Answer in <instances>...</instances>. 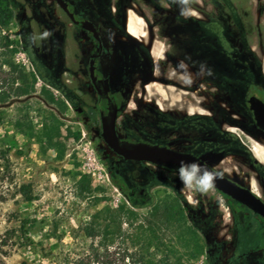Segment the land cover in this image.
<instances>
[{"label": "flooded vegetation", "instance_id": "flooded-vegetation-1", "mask_svg": "<svg viewBox=\"0 0 264 264\" xmlns=\"http://www.w3.org/2000/svg\"><path fill=\"white\" fill-rule=\"evenodd\" d=\"M53 1L56 8L51 12L40 10L48 22L40 27L32 16L36 9L29 15L12 0L15 14L20 13L15 18L22 48L47 89L57 91L75 110L82 104L80 91L93 96L95 115L89 122L100 136L102 115L116 109L115 130L121 141L189 156L264 204V160L254 153L264 155V129L250 103L255 97L264 104V36L248 33L243 6L233 0H198L192 6L197 15L185 19L173 0H64L68 11ZM45 30L50 37L30 41V36ZM74 57L81 79L69 80L66 74L72 72ZM181 61L187 72L177 67ZM155 83L186 92L184 103H160L155 95L147 99L148 87ZM190 105L196 110L190 111ZM101 140L115 157L101 156L109 179H119L137 205H149L153 186H173L180 210L202 236L205 264H260L264 258L260 214L217 187L205 194L186 189L179 168L125 159ZM131 165L142 166L147 180L133 182L121 171ZM237 228L246 245L258 241L255 261H249L247 247L236 246Z\"/></svg>", "mask_w": 264, "mask_h": 264}, {"label": "rangeland", "instance_id": "rangeland-1", "mask_svg": "<svg viewBox=\"0 0 264 264\" xmlns=\"http://www.w3.org/2000/svg\"><path fill=\"white\" fill-rule=\"evenodd\" d=\"M16 2L29 15L32 14L31 9L37 10L32 16L40 27H44V22L48 23L44 16H40L41 12L44 14V10L47 13L56 8L53 0ZM233 3L245 8L248 33L264 36V0H233ZM233 9L231 13L237 19V9ZM259 12L261 17H258ZM19 16L20 13L16 18ZM16 18L2 31V35L13 41L10 50L15 52L8 50V59L29 68ZM65 19L61 16V20ZM78 62L76 57L72 58V72L66 74L67 79H81L76 71ZM8 71V66L0 70V87L4 91L9 84ZM171 76L177 77L174 73ZM177 79L185 83L190 81ZM46 87L38 79L32 95L12 98L8 103L0 104V235L6 231L14 232L12 244L4 248L8 251L5 263L75 264L91 255L94 247L99 251L97 256L91 255L90 264H140L137 260L142 247L153 253L160 244L152 240L151 229L161 238L162 244L176 251L168 264H205L202 236L180 210L173 186H153L149 205L133 208L111 183L101 156L107 155V160L115 157L105 150L97 128L89 122V118L95 115L93 96L80 91L82 104L80 110H75L55 90H52L54 102L48 103L41 92ZM148 89L147 99L155 95L160 103L165 101L176 106L184 103L187 95L157 83L149 85ZM63 103L66 108L62 107ZM132 107L133 104L130 110ZM189 107L190 111L196 110L194 105ZM18 121L23 123L22 130L16 126ZM50 126L54 127L55 133L53 141L48 144L44 130ZM234 131L244 137L240 130ZM250 143L261 149L253 141ZM254 153L263 155L259 150H254ZM89 157L97 161L92 167L88 166ZM121 171L130 180L134 179L133 182L147 180L142 166L121 167ZM83 175L88 178L84 182ZM87 180L90 190L81 192ZM24 184L31 185V201L19 192V187ZM122 207L132 210L133 214L122 212L118 225L104 220L110 214L121 212ZM95 214L100 215L102 229L107 228L110 234L105 235L103 231L102 237L92 239L84 229ZM165 219L168 221L164 222ZM234 237L239 249H249V261H255L258 241L246 245L240 228L235 230ZM258 263L264 264V258Z\"/></svg>", "mask_w": 264, "mask_h": 264}, {"label": "trees", "instance_id": "trees-1", "mask_svg": "<svg viewBox=\"0 0 264 264\" xmlns=\"http://www.w3.org/2000/svg\"><path fill=\"white\" fill-rule=\"evenodd\" d=\"M15 10L13 8L12 0H0V54L4 57L0 59V70H2L3 66H8L9 71L7 72V75H10L9 84L7 87V90H1L0 87V104H6L10 102L12 98H20L24 96H30L35 92V85L37 83L38 77L35 73V71L30 66L29 68L17 64L15 61L8 59V50H10V46L13 44V41H10L8 38H6L4 35H2V31L6 28H8L11 24V22L15 19ZM9 52H15L14 49L10 50ZM43 97L46 99L48 103L54 102V97L52 94L51 89H42ZM63 108H66V105L63 103ZM16 126L19 130H22L23 123H20L19 121L16 123ZM30 128V127H29ZM54 127L50 126V129L47 127L45 128V134L44 138L48 144H50L54 136ZM82 182L84 180L88 179L86 175L82 176ZM110 180L112 184L120 190V192L126 197V199L129 202V205L133 208H140L141 206H148V205H137L133 202V200L130 197V194L128 190L124 187V185L120 182L119 179L115 178L114 176H110ZM86 186L81 189V192L90 190L89 180H87ZM81 183V182H80ZM19 192L24 196V198L27 201L32 200L31 196V185L24 184L19 187ZM121 212L118 211V213H113L109 215V218L105 217V221L112 222L113 224H117L118 219L121 217V213L128 212L130 214H133L132 210H124V207L120 209ZM100 215L95 214L92 216V220L88 225L85 227L84 231L85 234L92 238L96 239L99 237H102V232L104 231L105 235L110 234L107 231V228L102 229V225L100 223ZM103 220V221H104ZM168 221V219H165L164 222ZM114 233V232H111ZM150 233L152 236V240L156 242V244L160 243L159 246L156 247V251L153 253H150V250L145 248L141 249L140 252H138V262L140 264H168L169 259L171 257H174L176 255V251L174 249L166 247L164 244H162V240L159 236L155 235V231H152L150 229ZM14 232L6 231L2 235H0V264H6L4 261V258L8 256V251L5 250V247H9L12 243ZM157 244V245H158ZM151 246V245H150ZM164 246V247H163ZM98 248L92 249V256L98 255ZM159 254V255H158ZM91 255H87L84 259H80L75 264H90V258ZM159 256V258H158ZM85 260H89V262H85ZM180 261V259H178Z\"/></svg>", "mask_w": 264, "mask_h": 264}, {"label": "water", "instance_id": "water-1", "mask_svg": "<svg viewBox=\"0 0 264 264\" xmlns=\"http://www.w3.org/2000/svg\"><path fill=\"white\" fill-rule=\"evenodd\" d=\"M57 2L65 11H68V5L64 2V0H57ZM250 103L251 110L257 119V124L262 129H264V104L255 97H252L250 99ZM116 116V109H110L107 115H102L101 137H103L104 141L108 144L110 148H112L117 154L123 156L125 159L149 161L154 164L175 169L179 168L182 162L185 164H191L193 162L198 163L192 158H189V156L169 152L165 149H161L155 146H149L146 144H132L125 141H121L117 136L115 130ZM215 187L224 191L233 198L243 202L264 218V204L260 202L255 196H253L250 192L236 187L224 177L218 178L215 181Z\"/></svg>", "mask_w": 264, "mask_h": 264}, {"label": "clouds", "instance_id": "clouds-1", "mask_svg": "<svg viewBox=\"0 0 264 264\" xmlns=\"http://www.w3.org/2000/svg\"><path fill=\"white\" fill-rule=\"evenodd\" d=\"M198 0H173V3L180 6V15L187 19L197 15L196 11L192 7ZM51 32L48 30L43 31L39 35L33 34L30 36V41L35 43L37 40H44L51 36ZM181 70L187 72V65L181 61L177 65ZM201 73L205 72V66L201 65ZM207 75H211V70L207 69ZM178 177L186 189L201 194L208 193L215 188V181L218 178H222V174L218 171L209 170L206 166H202L198 163L185 164L181 163L177 170ZM189 203L195 204V201L189 200Z\"/></svg>", "mask_w": 264, "mask_h": 264}, {"label": "built area", "instance_id": "built-area-1", "mask_svg": "<svg viewBox=\"0 0 264 264\" xmlns=\"http://www.w3.org/2000/svg\"><path fill=\"white\" fill-rule=\"evenodd\" d=\"M95 162H97L96 159H92L91 157L88 158V166H89V167L94 166V165H95ZM97 170H101V169H98V168H97ZM101 171H102V170H101ZM93 174H94V173H93Z\"/></svg>", "mask_w": 264, "mask_h": 264}, {"label": "bare ground", "instance_id": "bare-ground-1", "mask_svg": "<svg viewBox=\"0 0 264 264\" xmlns=\"http://www.w3.org/2000/svg\"><path fill=\"white\" fill-rule=\"evenodd\" d=\"M258 158L260 159V160H264V156L261 154V153H258Z\"/></svg>", "mask_w": 264, "mask_h": 264}, {"label": "crops", "instance_id": "crops-1", "mask_svg": "<svg viewBox=\"0 0 264 264\" xmlns=\"http://www.w3.org/2000/svg\"><path fill=\"white\" fill-rule=\"evenodd\" d=\"M130 30L132 31V29L130 28Z\"/></svg>", "mask_w": 264, "mask_h": 264}]
</instances>
